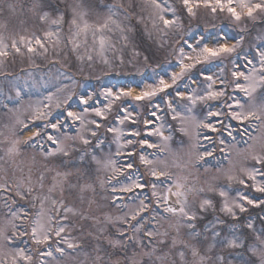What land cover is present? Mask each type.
<instances>
[{
	"label": "snow or ice",
	"instance_id": "1",
	"mask_svg": "<svg viewBox=\"0 0 264 264\" xmlns=\"http://www.w3.org/2000/svg\"><path fill=\"white\" fill-rule=\"evenodd\" d=\"M84 5L85 0L68 5L71 15L66 21L67 12L54 9L57 15L53 18L45 10L46 0H31L27 11L56 28L43 37L20 35L10 43L0 35V66L9 58L47 57L46 42L53 48L59 46L60 30L67 24L64 43L72 45L81 64L85 59L93 63V56L87 54L90 36L93 50L106 66L104 71H112L115 65L105 53L115 51L119 41L127 43V34L135 27L133 19L144 25L149 37L153 32L159 35L174 62L163 74L154 70L148 82L136 86L89 91L83 81L67 76L70 84L43 100L29 102L23 111L20 106H2L10 122L0 130V144L6 145L0 160L13 165L15 171L13 179L0 183V264H65L66 257L76 264H264V216L259 217V227L251 217L241 218L247 206H264V44L244 51L242 34L234 37L223 30L185 29V22L196 19L203 8L211 20L225 19L244 33L248 21L264 15V0H141L139 11L135 0H117L93 21L87 17L95 5L90 0L87 8ZM17 7L13 0H0V15L15 16ZM19 7L23 11L24 5ZM169 37H175L174 44ZM82 44L85 55L79 53ZM123 63L121 56L119 64ZM78 70L84 71L83 67ZM20 95L17 89L16 98ZM137 109H143L146 118L138 120ZM102 128L112 134L114 152L105 150V138L99 134ZM185 137L190 144L185 145ZM233 152L254 162L240 168L239 175ZM74 153L78 154L73 164L76 182L69 179L72 171L57 170L45 193V173L52 171L48 164L60 157L65 158L60 160L64 167ZM25 167L27 176L23 175ZM34 169L36 182L32 180ZM213 170L215 175L197 186L200 175ZM16 172L21 173L19 178ZM117 176L124 180L112 183ZM221 179L227 185L215 183ZM97 183L109 192L111 207L119 208L121 214H106L103 220L93 216L102 226L89 232L87 240L74 237L73 225L66 223L69 214L83 220L90 217L52 194L57 188L61 197L65 192L79 193L83 202L86 192L93 197L101 194ZM233 183L262 195L237 189L235 198H230L228 185ZM117 193L129 194L130 203ZM205 193L218 194V211L237 224L227 225L217 217L197 231L204 214L216 210ZM194 194H202L195 209L189 199ZM49 202L54 214L45 212ZM94 202L88 200L89 206ZM37 204L39 210L30 211ZM182 229L187 230V239Z\"/></svg>",
	"mask_w": 264,
	"mask_h": 264
},
{
	"label": "rangeland",
	"instance_id": "2",
	"mask_svg": "<svg viewBox=\"0 0 264 264\" xmlns=\"http://www.w3.org/2000/svg\"><path fill=\"white\" fill-rule=\"evenodd\" d=\"M173 0H169L171 3ZM17 3L18 7L16 10V15L11 16L8 13L0 15V35H2L6 42L10 43L12 38L19 39L20 35L26 37L40 36L43 37L44 32L53 30L56 28L55 25L50 23H41L37 18L36 14L28 12L27 9L31 5V0H13ZM80 0H46V9L49 10L53 18L57 15L54 9H59L60 11H65L68 14L65 16V20L70 19V11L68 10V5L72 3H78ZM95 6L91 8L90 14L87 17L89 21L96 20L98 17L104 15V10L106 5L111 3H116L117 0H90ZM124 3H127V0H123ZM137 4V11H139V5L141 0H135ZM19 5H24L23 11ZM85 8L89 6V0H85ZM178 6V5H176ZM203 9V8H201ZM203 12L206 13V10L203 9ZM147 17V12L144 13ZM207 18L202 23L195 22L191 20L190 22H185V29L191 28L192 31L200 30H210V31H227L232 36H237L239 34L244 35L245 40L243 44V50L248 51L249 48H255L256 45L264 44V15L257 14L255 20L248 21L246 24V31L240 33L239 28L233 27L225 19L217 18L211 20L210 17ZM255 22V24L252 23ZM127 23V21L125 22ZM132 23L135 25L134 30L128 33V41L125 44L124 41H119L116 44L115 51L109 50L105 53V56L111 63L115 65L112 71L105 72L104 69L106 66L100 60V57L97 54V51L93 50L91 37L89 36L88 40V49L87 54L93 56V63L89 65V62L85 59L83 64L77 59V53L71 51L72 45L65 44L64 42L68 39V25L64 24L62 30H60L61 44L56 48L51 46L50 42H46L49 45V51L47 57H35L33 59L20 58L16 57L14 60L9 58L2 66H0V130L3 129V124L10 122V116L5 115V110L2 109V106L8 104L9 106H20L23 111L27 107L29 102H34L37 100H43L45 96L49 93H55L58 87H62L64 84H70L71 81L66 79L67 76H72L77 80L83 81L89 91L95 89L96 91H101L105 87L116 86V88L127 87V86H136L141 82H148L152 77L153 71L163 74L166 68L170 66L171 62H174V58L170 54V49L168 45L161 46L160 37L158 34L153 32L152 36L149 37L147 32H145L144 25L135 24V19L132 20ZM5 24L7 25L5 27ZM214 25V27H213ZM148 30L151 31V24L148 23ZM118 33L113 39L118 37ZM52 39H55L53 37ZM170 43H175V37L167 38ZM142 45V47H140ZM98 48V44L96 46ZM81 55L86 54V50L82 44L79 49ZM123 57V65L119 64V57ZM83 67L84 71L81 73L78 69ZM231 66L229 65V68ZM219 72V69H215ZM230 78V73H228ZM19 89L21 92L20 98H16V90ZM242 95V94H241ZM259 97L260 91L256 93ZM102 101V98H101ZM139 116L136 118L138 120H143L146 118V114L143 109H137ZM56 115H59V112H56ZM129 126V125H125ZM137 127H142V125H136ZM101 137L105 138V150L111 149L115 151L116 145L111 143L112 134L107 133L103 128L100 129ZM179 136V134H177ZM27 138V137H25ZM185 145L191 143L187 137L184 138ZM178 140L173 144V147H177ZM242 146V145H241ZM6 148L5 144H0V155L3 154V150ZM187 150V148H186ZM257 151H259V145H257ZM149 152L153 151L151 149ZM26 156H30L31 153H25ZM78 154L74 153L73 157L67 158L64 167L60 166V160L65 158L55 157L48 164V167L52 169L50 172H46V178L44 181V192L47 193L48 188L53 183V177L57 170L60 171H72L74 174L69 178L73 183L76 182L75 168L73 167L74 163H77L76 157ZM118 161L123 162V158L117 157ZM233 161L236 165V171L239 175V169L242 167L251 166L254 162L250 158H246L245 154L237 155L233 152ZM17 164L20 163V158L16 161ZM42 170V169H41ZM15 168L13 165L5 163L0 160V183H3L4 179L11 180L13 179V172ZM173 171H179L178 169H173ZM24 176L28 175L27 168L23 173ZM38 172L36 169L32 172V180L36 182ZM212 175H215V171L209 174L200 175V180L196 181L197 186H200L204 179H210ZM21 173L16 172V177L19 178ZM100 178L103 179L104 175L100 174ZM91 179L95 180V177ZM117 180L123 181L122 176H117L113 178L112 183H117ZM190 180H195V177H190ZM83 179L81 183H83ZM219 185H227V181L221 179L215 181ZM66 187V186H65ZM107 187V186H106ZM230 198H235L234 194L237 189H242L244 192L249 193L252 196H260V193L253 192L250 188L243 189V186L233 183L228 185ZM97 192L101 193L93 197L91 192L84 193V201L81 202L79 199V193H73L69 195L65 192V195L61 197L59 188L52 194L53 198L56 200L63 199L66 206H74L75 208L83 211L86 215L90 217L88 220H83L79 216H70V221L66 223H71L73 225L71 235L74 237L89 239L88 233L95 232L98 227L102 225L96 224L91 217H96L99 220H103V217L107 215L117 216L121 214L119 208H113L110 204V195L108 191H102L99 188L97 183ZM116 195H122L125 197L124 202L130 203L128 198L129 194L127 193H117ZM202 194H194L189 197L190 204L193 209L197 208ZM203 195L209 196L214 204L216 205V210L209 209L200 219L197 224V231L203 228L205 225L213 222L217 217L220 219L226 220L227 225L237 224L236 221H232L230 218L224 216L218 211L219 203L221 198L216 193H205ZM94 199L95 202L89 206L88 200ZM175 198H173V201ZM120 203V202H118ZM2 207V205H0ZM248 211L243 213L245 218L251 217L253 221L256 222L259 227V217L264 216V210L258 212L257 217L250 215L249 211L253 209L252 206H247ZM39 210V204H37L36 209H30L33 213ZM126 210V209H125ZM45 212L55 213V209L52 207L51 203H46ZM63 213V210H61ZM244 218V219H245ZM243 219V220H244ZM242 220V221H243ZM174 222V221H172ZM27 224V221L25 222ZM225 225V226H227ZM168 227V222L164 223V228ZM161 229V231L164 230ZM82 230V231H81ZM186 229L181 230V235L184 236ZM187 239L186 236H184ZM23 246V245H22ZM87 247V245H85ZM83 257V253L80 254L79 258ZM188 260L191 262V254H188ZM55 264V261L52 262ZM65 264H76V262L71 257L65 258Z\"/></svg>",
	"mask_w": 264,
	"mask_h": 264
},
{
	"label": "trees",
	"instance_id": "3",
	"mask_svg": "<svg viewBox=\"0 0 264 264\" xmlns=\"http://www.w3.org/2000/svg\"><path fill=\"white\" fill-rule=\"evenodd\" d=\"M173 2V1H172ZM203 9H200L199 10V12H198V16H197V18L195 19V22H198V23H202V22H204V20L207 18L206 16H207V14L205 13V12H203L202 11ZM253 24H255V22H253L252 23V26H253ZM140 47H142V45H140ZM259 195H262V194H259ZM262 210H264V206H262V207H260V208H253V209H251L249 212V214L251 215V214H257L258 215V212H260V211H262ZM248 217V216H247ZM241 218H242V220L245 218L244 216H243V214H241Z\"/></svg>",
	"mask_w": 264,
	"mask_h": 264
}]
</instances>
